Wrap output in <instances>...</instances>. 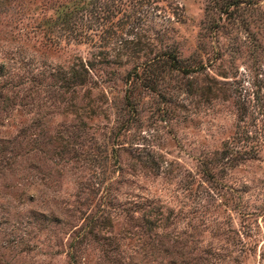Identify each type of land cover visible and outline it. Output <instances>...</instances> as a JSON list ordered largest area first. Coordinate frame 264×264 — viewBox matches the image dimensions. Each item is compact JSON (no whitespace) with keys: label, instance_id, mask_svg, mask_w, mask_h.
<instances>
[{"label":"rangeland","instance_id":"374dc122","mask_svg":"<svg viewBox=\"0 0 264 264\" xmlns=\"http://www.w3.org/2000/svg\"><path fill=\"white\" fill-rule=\"evenodd\" d=\"M0 264H264V0H0Z\"/></svg>","mask_w":264,"mask_h":264},{"label":"trees","instance_id":"16d2710c","mask_svg":"<svg viewBox=\"0 0 264 264\" xmlns=\"http://www.w3.org/2000/svg\"><path fill=\"white\" fill-rule=\"evenodd\" d=\"M81 70L83 71V67L81 66ZM70 77L68 80H70V82H74L77 81V83H81L83 81V78L81 76L80 70H76V69H71L70 70Z\"/></svg>","mask_w":264,"mask_h":264}]
</instances>
